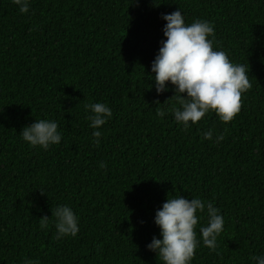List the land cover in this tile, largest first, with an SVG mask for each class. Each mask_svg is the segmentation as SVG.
<instances>
[{
    "label": "trees",
    "instance_id": "trees-1",
    "mask_svg": "<svg viewBox=\"0 0 264 264\" xmlns=\"http://www.w3.org/2000/svg\"><path fill=\"white\" fill-rule=\"evenodd\" d=\"M30 2L21 13L0 0V264H163L146 246L161 238L156 210L177 195L213 202L225 221L217 248L201 243L190 264H251L264 252V0ZM178 8L187 24L212 22L214 48L248 69L231 122L211 110L184 129L174 86H152L161 17ZM95 102L113 112L99 146L85 110ZM45 118L61 143L29 146L19 133ZM63 204L80 231L57 240L52 209Z\"/></svg>",
    "mask_w": 264,
    "mask_h": 264
},
{
    "label": "clouds",
    "instance_id": "clouds-1",
    "mask_svg": "<svg viewBox=\"0 0 264 264\" xmlns=\"http://www.w3.org/2000/svg\"><path fill=\"white\" fill-rule=\"evenodd\" d=\"M13 3L21 13H28L31 7L30 0H13ZM161 18L166 21L163 27L166 39L160 41L158 54L151 63L152 86L157 94L167 92L169 83L174 86L173 97L181 105L172 109L175 121L188 129L214 110L221 122H231L241 110L242 94L251 87L246 65L231 61L225 51L214 48L215 28L207 19H196L187 24L180 8L162 14ZM85 110L89 113V127L93 129V143L99 146L102 136L99 129L111 119L113 112L105 102L86 104ZM165 114L163 110L157 111L160 118ZM19 134L29 146L43 149L60 144L63 139L58 123L46 118L35 119L30 125L23 126ZM213 136L211 129L202 134L208 141H213ZM223 140L224 135L219 134L214 143ZM197 212L205 213L207 217L206 225L199 228L200 239L195 231L200 220ZM51 217H55V239L75 237L79 233V217L68 204L57 205L52 209ZM49 221L48 216H42L39 219L41 228H47ZM154 223L160 229L161 238L153 236L147 249L156 253L163 264H190L201 243L211 250L217 248L225 221L213 202L177 195L167 197L156 210ZM249 259L251 264H264V252ZM24 264L39 262L26 258Z\"/></svg>",
    "mask_w": 264,
    "mask_h": 264
}]
</instances>
